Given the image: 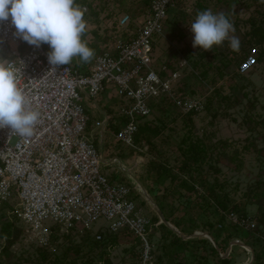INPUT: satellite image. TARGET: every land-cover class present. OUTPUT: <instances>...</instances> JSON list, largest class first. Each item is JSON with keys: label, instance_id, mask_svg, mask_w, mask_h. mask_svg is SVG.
<instances>
[{"label": "rangeland", "instance_id": "374dc122", "mask_svg": "<svg viewBox=\"0 0 264 264\" xmlns=\"http://www.w3.org/2000/svg\"><path fill=\"white\" fill-rule=\"evenodd\" d=\"M84 2L86 31L82 39L94 55L87 62L73 58L69 66L79 63L80 72L88 70L94 56L111 50L116 40L128 39L147 14L143 0ZM203 10L226 16L233 26L229 35L239 41L236 49H231L227 40L209 50L193 48L189 26ZM124 14L130 21L118 26ZM151 39L155 61L167 62L170 69L179 71V84L201 100L202 110L188 117L167 102L153 103L150 114L139 124L155 127L158 133H138L135 145L139 150L119 145L110 127L100 132L90 128L89 121L86 136L106 163L103 171L111 180L134 188L137 210L153 223L148 238L152 264H195L194 256L200 255L212 261L208 251L215 237L221 243L220 256L228 257L230 264H254V254L264 264V220L260 221L264 212V0H180ZM251 48L256 50V64L240 76L237 65ZM5 53L6 48L0 45V54ZM119 121L117 116L111 118L114 125ZM191 144L203 146L201 162L186 159L189 153L185 150ZM183 162L188 170H180ZM156 166L161 167L160 173ZM209 186L228 208L255 221V228L234 229L208 197ZM159 209L179 221V228L166 222L186 236L182 238L185 242L169 244L172 237L167 229H171L160 222ZM7 222L11 235L0 236V264L138 261L137 239L126 231L106 232L103 220L85 233L65 231L47 222L51 233L46 247H40L29 229L7 214L6 207L0 208V227ZM97 230L102 231L101 240L95 242ZM227 232L232 237L224 241ZM112 236L115 240L109 243Z\"/></svg>", "mask_w": 264, "mask_h": 264}, {"label": "built area", "instance_id": "2783aa9c", "mask_svg": "<svg viewBox=\"0 0 264 264\" xmlns=\"http://www.w3.org/2000/svg\"><path fill=\"white\" fill-rule=\"evenodd\" d=\"M143 1L147 14L135 31L128 39L116 40L111 50L94 56L85 73L68 65L52 70L47 47L27 44L13 35L9 20L0 21V45L6 48L0 58L12 59L18 66L23 62L18 86L28 107L40 114L30 138H19L7 127L0 129V208L6 207L7 214L22 222L40 247L49 243L47 222L65 231L85 233L103 220L106 232L126 231L137 239V264H152L148 238L153 223L137 210L134 188L112 181L103 171L106 163L86 136L90 119L82 103L83 99L95 101L112 85L121 102L114 140L136 150L139 121L150 114L153 103L167 102L182 115L202 110L201 100L179 84V71L154 58L151 36L160 32L168 11L180 0ZM129 21V15L124 14L117 24L126 26ZM255 64L256 50L251 48L236 72L245 75ZM110 122L105 114L92 121L91 128L103 132ZM219 213L237 228H255V221L234 211ZM101 232L95 231V241L101 240Z\"/></svg>", "mask_w": 264, "mask_h": 264}, {"label": "clouds", "instance_id": "9594fccd", "mask_svg": "<svg viewBox=\"0 0 264 264\" xmlns=\"http://www.w3.org/2000/svg\"><path fill=\"white\" fill-rule=\"evenodd\" d=\"M83 12L74 0H0V21L9 20L13 35L29 45L47 44L46 58L52 70L69 65L73 58L87 62L93 57V50L82 39L86 31ZM189 30L193 48L209 50L225 40L231 49L238 47V38L229 35L233 26L223 13L199 11ZM20 62L18 66L12 59L0 58V129L7 127L27 139L33 136L40 114L28 107L18 86L24 67Z\"/></svg>", "mask_w": 264, "mask_h": 264}, {"label": "trees", "instance_id": "16d2710c", "mask_svg": "<svg viewBox=\"0 0 264 264\" xmlns=\"http://www.w3.org/2000/svg\"><path fill=\"white\" fill-rule=\"evenodd\" d=\"M79 1V0H75V3ZM81 4H85L84 0H81L80 2ZM44 47H47V44H42ZM69 66V65H68ZM71 69L72 70H76L77 72L79 73H85L87 70H85V72H80L79 71V63H74L72 66H71ZM185 116H188V117H191L192 114H188V115H185ZM109 127L111 128V130L113 132H115L117 130V127L116 125H114L112 122H110L109 124ZM158 130L155 128V127H152L150 128L148 126V124H139L138 125V131L136 133V135L139 133L141 135H144L146 133L148 134H151V135H156L158 132ZM134 137V142L136 143L137 141V137L136 136ZM185 152L189 153L188 157L186 158L187 160L190 159L192 160L194 163L196 161H199L201 162L204 158V148L203 146L201 145H197L194 146V145H189L187 150H185ZM185 160V161H187ZM156 172H161V167L160 166H156ZM180 170H188V168L186 167V162H183V164L181 165L180 167ZM181 183H185L184 180H182ZM212 186H209V188H206L207 190L208 189H211L210 191L208 190L207 191V195L208 197H211L210 200L211 202L214 204V206L216 207V209H218V211H222V212H225V211H233L231 208H228L226 206V204H224L219 198L218 196H216L213 192H212ZM208 203V202H207ZM199 207H202V206H199ZM234 208V207H233ZM160 213L162 214L163 218L165 219V221L169 222L170 224H172L174 227L176 228H179V221H176L175 219L171 218V217H168V216H165L164 213L162 212V209H159ZM220 214V213H219ZM157 220V217L155 218ZM264 220V212H263V216H261L260 218V221L262 222ZM234 229H236L237 227L234 226V225H231ZM168 233L171 235L172 239L170 240L169 244H171L172 246L173 245H176V244H179L181 242H185L181 237L179 236H176L175 233H173L171 230L167 229ZM111 234V233H110ZM11 235V232H10V224L7 222L5 223L2 227H0V236H3V237H10ZM232 236H231V233H226L224 236H223V240H228L230 239ZM114 237H110L109 238V243H112L114 242ZM95 241V240H94ZM203 241V240H202ZM95 242H98V241H95ZM264 246V245H263ZM222 248H221V243L218 242V238L215 237L214 238V245L210 246L209 248V251H208V254H209V257L212 259L209 260L207 258V256H203V255H200V256H194V261H195V264H230V260L228 257H222L220 256V252H221ZM42 256V255H41ZM253 258L255 259V263L254 264H262L260 261H258V257L255 256V254L253 255ZM66 264H70V263H66ZM78 264H87L86 262H80Z\"/></svg>", "mask_w": 264, "mask_h": 264}, {"label": "crops", "instance_id": "0c3cea01", "mask_svg": "<svg viewBox=\"0 0 264 264\" xmlns=\"http://www.w3.org/2000/svg\"><path fill=\"white\" fill-rule=\"evenodd\" d=\"M79 6L85 7V4H80ZM153 50L155 49L153 48ZM82 103L85 107L86 114L88 115L90 121H94L100 119V117L102 118V115L105 114L110 118H113L114 116L118 117V107L121 102L115 88L112 85H108L104 88L103 92L99 94L95 101H88L86 99H83ZM91 126L92 123H90V128Z\"/></svg>", "mask_w": 264, "mask_h": 264}, {"label": "water", "instance_id": "95a60500", "mask_svg": "<svg viewBox=\"0 0 264 264\" xmlns=\"http://www.w3.org/2000/svg\"><path fill=\"white\" fill-rule=\"evenodd\" d=\"M157 216H158V218H159V220H160V222L162 223H164L168 228H170L171 230H173L179 237H181V238H185L186 236H182V235H180L179 234V232H177L174 228H172L166 221H165V219L163 218V216H162V214L160 213V212H158L157 213Z\"/></svg>", "mask_w": 264, "mask_h": 264}]
</instances>
